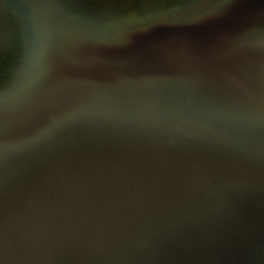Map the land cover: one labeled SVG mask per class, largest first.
<instances>
[{"label": "water", "instance_id": "water-1", "mask_svg": "<svg viewBox=\"0 0 264 264\" xmlns=\"http://www.w3.org/2000/svg\"><path fill=\"white\" fill-rule=\"evenodd\" d=\"M0 264H264V0H0Z\"/></svg>", "mask_w": 264, "mask_h": 264}]
</instances>
